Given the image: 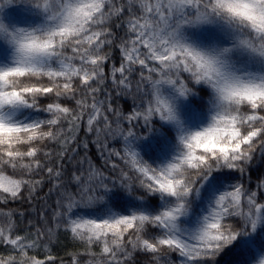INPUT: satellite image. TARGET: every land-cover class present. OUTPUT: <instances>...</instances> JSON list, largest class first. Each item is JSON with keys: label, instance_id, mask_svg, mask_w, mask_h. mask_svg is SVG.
<instances>
[{"label": "snow or ice", "instance_id": "snow-or-ice-1", "mask_svg": "<svg viewBox=\"0 0 264 264\" xmlns=\"http://www.w3.org/2000/svg\"><path fill=\"white\" fill-rule=\"evenodd\" d=\"M61 232L67 264H264V0H0V264H66Z\"/></svg>", "mask_w": 264, "mask_h": 264}, {"label": "trees", "instance_id": "trees-1", "mask_svg": "<svg viewBox=\"0 0 264 264\" xmlns=\"http://www.w3.org/2000/svg\"><path fill=\"white\" fill-rule=\"evenodd\" d=\"M92 153L95 155V148H92ZM255 179V177H254ZM44 191L46 192L47 189L45 188ZM41 196H43V193H41ZM54 199V197H53ZM44 206V200L39 199L34 202L35 208H41ZM15 207V206H14ZM23 209H28L29 206L27 204H24L21 206ZM32 218L35 219V213L32 214ZM25 225L21 224V227L23 228ZM52 252L54 255H57L60 258H63V260L66 262L70 259V253L76 250L74 242L71 240V238L66 235L65 233L61 232L58 234V236L54 239L51 245ZM233 256H226L221 261V264H230V261L233 259ZM59 264V262H58Z\"/></svg>", "mask_w": 264, "mask_h": 264}]
</instances>
